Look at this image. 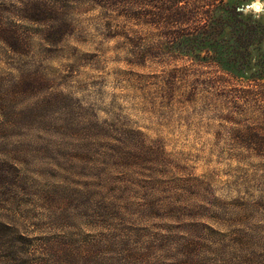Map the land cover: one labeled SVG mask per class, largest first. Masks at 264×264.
Segmentation results:
<instances>
[{
    "label": "rangeland",
    "instance_id": "1",
    "mask_svg": "<svg viewBox=\"0 0 264 264\" xmlns=\"http://www.w3.org/2000/svg\"><path fill=\"white\" fill-rule=\"evenodd\" d=\"M43 1L0 0V264H264L251 72L91 1L34 20Z\"/></svg>",
    "mask_w": 264,
    "mask_h": 264
},
{
    "label": "trees",
    "instance_id": "2",
    "mask_svg": "<svg viewBox=\"0 0 264 264\" xmlns=\"http://www.w3.org/2000/svg\"><path fill=\"white\" fill-rule=\"evenodd\" d=\"M80 1L166 31L160 47L167 54L211 60L237 77L251 72L254 79L249 81L264 97V25L236 12L250 0H49L48 6L43 1L33 8L32 18L39 20L59 5Z\"/></svg>",
    "mask_w": 264,
    "mask_h": 264
},
{
    "label": "clouds",
    "instance_id": "3",
    "mask_svg": "<svg viewBox=\"0 0 264 264\" xmlns=\"http://www.w3.org/2000/svg\"><path fill=\"white\" fill-rule=\"evenodd\" d=\"M236 12L244 17H250L253 21H259L264 18V0H250L236 8Z\"/></svg>",
    "mask_w": 264,
    "mask_h": 264
}]
</instances>
